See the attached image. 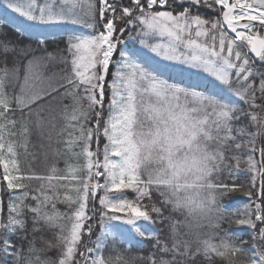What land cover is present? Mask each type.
<instances>
[{
  "label": "snow or ice",
  "instance_id": "1",
  "mask_svg": "<svg viewBox=\"0 0 264 264\" xmlns=\"http://www.w3.org/2000/svg\"><path fill=\"white\" fill-rule=\"evenodd\" d=\"M3 2L23 18L15 31L32 43L22 45L0 26L4 52L11 44L25 58L15 96L7 83L21 79L20 66L0 68V168L12 194L6 217L0 199V256L11 257L12 264H130L116 243L131 246L137 235L147 234L156 240L159 257L153 252L132 260L186 264L177 257L203 254L225 264H264V147H257L264 136V70L256 68L257 62L264 65V0ZM209 11L215 15L207 16ZM49 33H60V40ZM122 39L138 41L139 47L125 49ZM52 61L66 67L45 76ZM110 67L115 70L109 81ZM170 73L189 81L211 77L212 88L201 90L165 75ZM57 96L71 99L62 109L60 134L68 130L65 151L76 163L66 161L63 170L53 165L47 175L25 174L11 139L18 123L12 114ZM27 131L25 124L22 133ZM222 171L231 183L220 179ZM244 175L250 178L248 202L226 217L221 198L243 191L236 180ZM33 180L39 186L30 191L25 181ZM164 206L184 215L183 221L166 218L171 243L145 224L162 216ZM29 213L33 233L40 223L54 232L53 240L39 238L43 247L26 235ZM226 218L246 226L250 241L222 230ZM192 222L209 230L203 238L195 233V250L179 232ZM18 232L25 233L19 242L11 238ZM110 248L115 257L105 255ZM53 250L55 259L48 255Z\"/></svg>",
  "mask_w": 264,
  "mask_h": 264
},
{
  "label": "trees",
  "instance_id": "2",
  "mask_svg": "<svg viewBox=\"0 0 264 264\" xmlns=\"http://www.w3.org/2000/svg\"><path fill=\"white\" fill-rule=\"evenodd\" d=\"M183 6H187L186 4ZM177 9L181 7L180 5L176 6ZM195 12L196 9H193ZM201 12H205V9L201 8ZM215 14L213 12H207V16H214ZM23 18L19 17L18 14L12 13L10 10H6L3 0H0V26L6 25L4 27V31H6L13 39H19V42L22 45H27L29 43H32V41L23 33H17L15 29L18 27L20 20ZM76 28H79L80 31H86L80 26H73ZM50 37H52L54 40L59 41L60 40V33H49ZM119 35V34H117ZM125 37L127 36V33L123 34ZM127 49H134V44L136 43L135 40H127L122 39L121 41ZM55 45L53 43L49 44L48 51H53ZM60 47L63 48L64 44L63 42L60 43ZM12 45H9V51L7 53L4 52L3 46L0 45V68H4L7 66L8 68H12L14 62L18 63L20 66V80H12L9 78L7 83V91L10 95L15 96L20 92V86L23 83V64L25 63V58L18 53H14L12 50ZM43 53H37V55H42ZM65 56H68L70 60V55L65 51L63 53ZM66 66L62 63H58L56 61L49 62V67L44 70L45 76L51 75L53 72H59L61 69H64ZM256 68L260 70H264V65H261L259 62L256 63ZM114 68L110 67L109 75L107 79L110 81L112 79L111 73L114 71ZM171 75L174 80L184 79L186 82H190L193 84H199L200 82H193L192 80H187L184 77L178 76L176 73H170L165 74ZM203 85V84H202ZM204 87L201 86V90L203 88H209V84H204ZM65 91V89H61V93ZM107 101H105V104H107ZM260 101H257L259 103ZM86 103V102H85ZM64 105H71V99L69 97H62L57 96L55 99L52 97H49L47 99L41 100L40 102L36 104H32L31 106H42L45 110L43 112H39V116L42 118V121L50 124L51 126L54 124L56 126V129L61 130L64 127L65 121L62 119V109ZM29 106V107H31ZM13 108H16L15 102H13L12 105ZM29 107L24 108L23 110L17 109L13 115V118L18 121V125H21V123L26 120L27 114L25 115L26 111L29 110ZM21 111V117L18 116V113ZM28 113V112H27ZM105 117L107 116V111L104 113ZM54 116V118H52ZM242 123H246L247 121H241ZM23 124V123H22ZM16 129V127L14 128ZM254 130V129H250ZM67 129H65L64 134H58L55 139H51L49 144H53L54 147L52 149V146L49 148V153L44 156H35V159L38 161V164H36L32 169H26L22 170L25 174H32L35 173L37 175H47L49 174L50 168L55 165L58 169H65L66 167V161L68 163H76L75 158H73L71 155H69L65 151V141L68 139L67 136ZM14 132L17 133L15 130ZM18 137L16 135L12 138L18 142ZM247 139V137H245ZM103 144V141H101V146ZM257 147H264V136H261L257 138ZM79 149H76L78 151ZM53 151V152H52ZM226 155H233L231 152H226ZM243 156H246V153H242ZM256 159H260V154L257 152ZM17 156V160L20 159L21 165H25L28 162V159H25L27 156ZM38 157H40V160H38ZM24 160V161H23ZM81 163L83 161H80ZM230 163H234L233 161H229ZM241 168H246V164L243 162L241 163ZM63 174V173H61ZM3 171L0 168V199L3 201V209H4V216L7 215V204L10 195H12L6 188V182L2 180ZM220 179H222L225 183H231V180L229 179L227 172L222 171L220 174ZM237 183H243L244 184V190L243 191H237V192H231L227 195H224L221 198V201L226 209L225 216L229 217L231 216V213L243 206L244 203L248 202V197L244 195V191L249 190L250 188V178L246 175L240 176L239 179L236 180ZM25 183H29L31 191L32 189H35L39 186L38 181H25ZM258 187V185H257ZM252 191H256L255 188L251 189ZM19 194V193H17ZM129 197L131 198L134 194L129 192ZM154 200L161 201L162 198L156 196L153 197ZM28 203H33L31 200L28 201ZM144 203H148V200L146 199ZM60 209L63 211L65 210L64 205H59ZM172 216L176 220L183 221L184 215L180 213L173 212L171 210L170 206H164L163 215L160 217H157L153 215V221L154 222H145L146 226L150 228L151 232H156L159 234L160 239H167L169 243H171V230H170V221L166 219L167 217ZM28 223H27V231L26 235L28 239H32L33 236L37 238V247H43V243L39 239L40 237H43L44 240H53L54 232L53 230L49 229L47 226L43 225V223L35 225L40 231H37L35 233L32 232L33 224L31 221V214H27ZM222 230H227L231 233H239L241 235V238L245 241H250V233L246 226H237L234 223H229L228 219L226 218L223 223L221 224ZM97 231H99L97 229ZM199 231L202 235L207 233L209 230L204 227L197 229L195 227V223L192 222V227L189 228L188 226L182 225L179 228V232L181 234V238L185 240H189L192 242V248L195 250L196 244V235L195 233ZM24 232H18L16 234H13L11 238L17 242H19L18 237L20 235H24ZM223 232L221 231V235ZM95 239V237H93ZM84 240H87V236L84 237ZM156 244V240L149 238L146 234L145 237L136 236L135 241L132 243L131 246H129L126 242H118L115 245V248L119 250V252L123 255L125 259H128L130 261V264H147L146 260L141 259H135L132 260L133 257H148L151 253L156 252L157 258L159 257L160 253L159 251L154 247ZM89 247H92L93 245L89 244ZM27 242H24V249L27 250ZM111 255L112 257H115L117 255V252L115 250H112L111 248L105 251V255ZM50 257L53 259L56 258V252L55 250L50 251L48 253ZM166 258L171 259V254H169ZM177 260H185L186 264H225V261L221 260L220 258L215 257L214 255L209 259L205 258L203 254L195 256L194 259L189 258H182L177 257ZM0 264H12V258L7 257L4 258L0 256Z\"/></svg>",
  "mask_w": 264,
  "mask_h": 264
},
{
  "label": "rangeland",
  "instance_id": "3",
  "mask_svg": "<svg viewBox=\"0 0 264 264\" xmlns=\"http://www.w3.org/2000/svg\"><path fill=\"white\" fill-rule=\"evenodd\" d=\"M131 41H134V40H131ZM135 42H136L134 44L135 48L139 47L138 41H135ZM125 49H127V47H125ZM184 78L188 80L187 77H184ZM192 79H193V82L201 81L200 85L204 87L203 85L205 83L209 84L211 77H207L203 79H196V78H192ZM209 85H210L209 89H211L212 85L211 84ZM107 98H108V94L106 92L105 101H107ZM44 110L45 109L42 106L29 107V110L26 111L25 113V115L27 114V118L26 120L22 122L23 124L22 123L21 125L17 124L16 129H12V131H15V130L17 131V133L16 132L15 133H16V137H18L17 138L18 142L13 139L16 142L17 156H22L21 158H23V156H27L25 159H28V162L25 165H21L20 159L18 160L21 170L32 169L36 164H38V161L35 159V156H44L48 154L49 148L52 146V149H53L54 147L53 144H49L50 143L49 141L51 139L52 140L55 139L56 136L59 133H61V130L56 129V126L53 127V125L51 126L50 124H47L42 121V118L39 116L38 113L43 112ZM21 114L22 113L20 111L18 113V116L21 117L22 116ZM52 118H54V116ZM38 120L42 122L39 126L37 124ZM25 124L27 125L28 131L27 133H22V127ZM38 160H40V157H38Z\"/></svg>",
  "mask_w": 264,
  "mask_h": 264
}]
</instances>
